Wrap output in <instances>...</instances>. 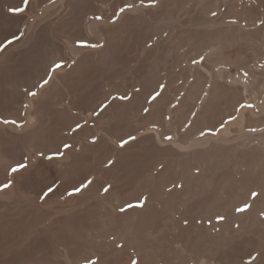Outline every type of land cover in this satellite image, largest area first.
<instances>
[{"label": "bare ground", "instance_id": "1", "mask_svg": "<svg viewBox=\"0 0 264 264\" xmlns=\"http://www.w3.org/2000/svg\"><path fill=\"white\" fill-rule=\"evenodd\" d=\"M7 182L0 264H264V0H0Z\"/></svg>", "mask_w": 264, "mask_h": 264}, {"label": "snow or ice", "instance_id": "2", "mask_svg": "<svg viewBox=\"0 0 264 264\" xmlns=\"http://www.w3.org/2000/svg\"><path fill=\"white\" fill-rule=\"evenodd\" d=\"M28 2H29V0H23V4H24V5H27ZM129 7H130V6H129ZM10 11H12L13 13H22V12L24 11V8H23V7L12 8V9H10ZM121 11H123V9H121ZM9 43H11V41H9ZM59 67H61V65L57 64V65H56V68H59ZM54 70H55V69H54ZM47 83H48V81L45 80L44 83L41 84L40 86L43 87V86H44L45 84H47ZM31 95L35 96L36 93H31ZM156 95L158 96L159 93H157ZM152 99L155 100V99H156V96H153ZM145 111H147V109H146ZM133 139H134V137H133ZM168 139H170V137H169ZM127 142H128V141H124V142H122V143L120 144V147L123 148L124 145H125ZM67 147H68V145H65V148H67ZM49 159H52V157H49ZM27 167H28V165L21 163V164H19L18 167H12V168H11V173H18V172H20L22 169H26ZM88 183L90 184L91 181H89ZM12 186H13V185H12V182H7V183H5V184L3 185V188L0 189V191H2V190H4V189L11 188ZM85 187H87V185H85ZM108 190H109L108 188H105V189H104V192L106 193V192H108ZM51 191H52V189L49 188V189H48V192H51ZM76 191L79 192L80 189H76ZM71 194H72V193H70V195H71ZM252 195L255 197V196H257L258 194H257V193H252ZM138 206L142 207V205H138ZM129 207H132V205L130 204ZM246 207H250V206H246ZM121 211H124V209L121 208ZM237 211H245V208H238ZM221 219H223V217H221ZM93 264H94V262H93ZM133 264H136V262H133Z\"/></svg>", "mask_w": 264, "mask_h": 264}]
</instances>
